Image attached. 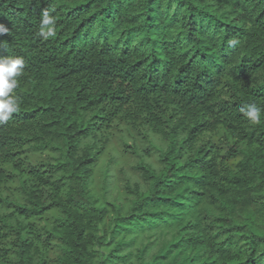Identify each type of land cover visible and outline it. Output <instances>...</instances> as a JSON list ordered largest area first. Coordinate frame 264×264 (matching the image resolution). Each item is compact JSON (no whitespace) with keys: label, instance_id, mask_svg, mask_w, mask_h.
<instances>
[{"label":"trees","instance_id":"16d2710c","mask_svg":"<svg viewBox=\"0 0 264 264\" xmlns=\"http://www.w3.org/2000/svg\"><path fill=\"white\" fill-rule=\"evenodd\" d=\"M0 25V57L25 61L0 125V264H264V113L239 111L264 108V0H0ZM120 127L155 158L125 212L92 194Z\"/></svg>","mask_w":264,"mask_h":264},{"label":"rangeland","instance_id":"374dc122","mask_svg":"<svg viewBox=\"0 0 264 264\" xmlns=\"http://www.w3.org/2000/svg\"><path fill=\"white\" fill-rule=\"evenodd\" d=\"M147 136L153 143L160 144L150 134ZM124 143L128 146L135 144L139 151L124 149L122 146ZM146 147V141L135 131L120 127L115 132L112 143L94 167L92 194L98 206L103 207L107 200L121 206L123 212L126 211L130 196L126 194L124 185L127 182L131 185L140 182L134 167L141 159L155 165V158L147 157L146 153L142 151ZM139 156H143V158ZM137 238L136 248L146 242L144 235H138ZM110 249L111 246L101 248L100 252L105 256Z\"/></svg>","mask_w":264,"mask_h":264},{"label":"clouds","instance_id":"9594fccd","mask_svg":"<svg viewBox=\"0 0 264 264\" xmlns=\"http://www.w3.org/2000/svg\"><path fill=\"white\" fill-rule=\"evenodd\" d=\"M56 19L49 10H43L40 20V28L37 35L43 40H48L56 35ZM8 29L0 25V35H6ZM239 43L235 38L230 39L229 47H235ZM5 43L0 41V47ZM25 61L21 57H0V125L7 123L14 113L20 111L19 97L14 90L18 87V77L23 74ZM240 113L253 125L261 123V115L264 108L255 103H247L240 107Z\"/></svg>","mask_w":264,"mask_h":264}]
</instances>
